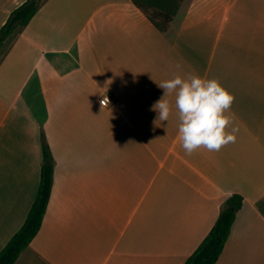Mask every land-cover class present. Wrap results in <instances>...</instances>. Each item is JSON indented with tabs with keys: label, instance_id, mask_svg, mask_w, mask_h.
Here are the masks:
<instances>
[{
	"label": "crops",
	"instance_id": "crops-1",
	"mask_svg": "<svg viewBox=\"0 0 264 264\" xmlns=\"http://www.w3.org/2000/svg\"><path fill=\"white\" fill-rule=\"evenodd\" d=\"M24 1L0 0V27ZM175 75L234 95V143L184 151L175 93L168 121L153 110ZM40 128L53 186L14 264H184L233 194L215 264H264V0H183L166 33L131 0H46L0 62V250L39 185Z\"/></svg>",
	"mask_w": 264,
	"mask_h": 264
},
{
	"label": "trees",
	"instance_id": "trees-1",
	"mask_svg": "<svg viewBox=\"0 0 264 264\" xmlns=\"http://www.w3.org/2000/svg\"><path fill=\"white\" fill-rule=\"evenodd\" d=\"M46 0H25L8 15L0 27V62L19 35ZM183 0H131L159 32L166 33ZM41 166L39 185L21 227L0 250V264H14L20 253L31 243L40 230L53 186L54 161L44 132L40 128ZM243 199L233 194L224 202L208 234L187 257L184 264H215L229 237Z\"/></svg>",
	"mask_w": 264,
	"mask_h": 264
},
{
	"label": "clouds",
	"instance_id": "clouds-1",
	"mask_svg": "<svg viewBox=\"0 0 264 264\" xmlns=\"http://www.w3.org/2000/svg\"><path fill=\"white\" fill-rule=\"evenodd\" d=\"M158 86L164 90V95L153 105V110L158 112V120L168 121L172 105L165 97L175 93L178 139L188 155L201 148L220 151L235 142L237 129L231 127L233 116L226 114L235 97L218 80L175 75Z\"/></svg>",
	"mask_w": 264,
	"mask_h": 264
},
{
	"label": "built area",
	"instance_id": "built-area-1",
	"mask_svg": "<svg viewBox=\"0 0 264 264\" xmlns=\"http://www.w3.org/2000/svg\"><path fill=\"white\" fill-rule=\"evenodd\" d=\"M102 101L103 103H101ZM99 102L101 106L106 107L111 103V100L109 96L105 95L99 100Z\"/></svg>",
	"mask_w": 264,
	"mask_h": 264
}]
</instances>
